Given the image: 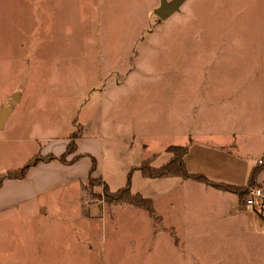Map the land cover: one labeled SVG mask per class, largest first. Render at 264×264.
<instances>
[{
  "label": "rangeland",
  "instance_id": "1",
  "mask_svg": "<svg viewBox=\"0 0 264 264\" xmlns=\"http://www.w3.org/2000/svg\"><path fill=\"white\" fill-rule=\"evenodd\" d=\"M160 4L0 0V105L25 93L0 133V264H264V203L247 207L249 191L240 202L186 179L149 211L85 187L93 159L119 187L143 155L162 165L169 145L193 138L191 172L246 187L260 166L250 189L264 192V0H186L167 19ZM75 134L74 163L5 177L37 154L61 157ZM234 134L241 155L226 168L199 153ZM133 135L135 149L115 145ZM159 180L154 196L175 182ZM247 212L249 230L235 234Z\"/></svg>",
  "mask_w": 264,
  "mask_h": 264
},
{
  "label": "trees",
  "instance_id": "2",
  "mask_svg": "<svg viewBox=\"0 0 264 264\" xmlns=\"http://www.w3.org/2000/svg\"><path fill=\"white\" fill-rule=\"evenodd\" d=\"M78 134H75L72 140L68 145V149L65 153L62 154L61 157L54 156L53 154L42 156L37 154L33 156L24 166L18 169H10L5 177L11 178H22L25 177L27 170L29 167L36 165L43 161H51L52 159H60L62 162L71 164L77 161L80 155H75L73 159H68L67 157L70 153L75 152L77 150L76 137ZM190 150L189 145H170L167 148V152L171 155L170 159L163 163L160 166H156L153 164L152 158H148L143 160L140 165L134 166L128 173V180L126 185L118 188L117 190H112L108 183L103 179L102 176H94L93 172L96 168V159H93V167L92 171L88 177V182L86 184V188L88 185H103V195L107 201L111 202H129L135 205L146 208L149 211L154 210V201L150 197H146L140 192H134L132 189V179L133 173L135 170H140L144 177L157 179V178H165L172 176H180L183 179H194L196 181L204 182L210 185H214L216 188L230 191L238 195L239 201H244L245 197L250 189V186L257 184L258 174L261 171V167L257 166L253 169L248 185L244 187L243 185L232 184L228 182H216L209 178L207 175L203 173L191 172L188 169L186 163V156L188 155ZM263 215V214H262Z\"/></svg>",
  "mask_w": 264,
  "mask_h": 264
},
{
  "label": "crops",
  "instance_id": "3",
  "mask_svg": "<svg viewBox=\"0 0 264 264\" xmlns=\"http://www.w3.org/2000/svg\"><path fill=\"white\" fill-rule=\"evenodd\" d=\"M16 94H18L20 96L19 99L15 98V100H13V102H10V103H7V104L4 103V104L0 105V133L4 132L9 125H11V128H12V125H13L12 121L17 118L16 117L17 105H18V103H21L23 101V99L25 97V93L23 91H16L15 95ZM106 140H108V143L111 142L110 138L105 139V141ZM191 140H192V143L190 142V150H189L188 155L186 156V163H187L188 168H190L189 161H190L191 153L194 152V150H196V145H197L196 144L197 141H194L193 138H191ZM236 140H237V137L234 134V136L232 137V140H231L230 143H226V142L212 143L210 141H207V142L198 144L197 147H198V149L201 148L199 153H201L204 157H206L208 155H220V156H222L223 158H222V160L220 162H218V165L221 167V169H224V168H226L225 166H228L231 163H234L235 160L237 159V156L241 155V154L238 153L239 146L236 143ZM115 141H116L115 145H118L120 148L124 149L125 151H126V149L127 150H130L132 148L135 149L133 147V145H130V143L132 142L134 144V143L137 142L135 135L128 136L127 138H125L122 141H120L118 139H116ZM138 145H140V148L144 149L147 146V143L146 142H142L141 140H139L138 141ZM171 145H173V144H171ZM176 145H181V144H176ZM188 145H189V143H188ZM126 153H127V151H126ZM170 156H166L165 162H167L170 159ZM149 157L146 156V155H143L142 157H140V159L138 161H134V163L129 166V169L130 168L132 169L134 166L140 165V163L143 160L148 159ZM159 165H156V166H159ZM240 165H241V169H244V168H245V170L249 169L246 162L241 163ZM129 169L128 170H126V168L122 169L121 170L122 171V175L124 174V172H128V171L131 170V169L130 170ZM128 173H127V179H128ZM197 173H202V172H197ZM203 174L207 175L209 178H211L212 180H214L216 182H227L225 179H222L221 177H214V176H212L211 174H209L207 172H204ZM93 175L94 176H102L103 179L108 183V185L110 186V188L112 190H117L118 188L124 186V185H122V186H119V187H115L112 184V182H111V180L109 178L104 177L102 175V173L99 174L98 171L94 172ZM172 178L175 179V182L173 180H171V181H167L166 180L167 181V185L166 186L169 188V186L171 185V189H170L169 192L167 191V192H164V193L159 194L157 196H154V195L149 193L150 192V188L153 187V185H152L153 182L154 183H159L160 182L159 179H172ZM185 180L186 179H183L180 176H172V177L151 179V178L144 177L140 170H135L134 173H133L132 189H133L134 192H140L143 195H145L146 197L152 198L154 203H155V200H158L159 197H164L167 194H171L174 191V186H175L176 183L183 184ZM249 180H248V182H249ZM229 182H231V180ZM210 186L216 188L214 185H210ZM216 189H219V188H216ZM219 190H222V189H219ZM224 191H226V190H224ZM234 195L237 196V198H238L237 194L234 193ZM43 211H44V208H43ZM229 212L231 213V215H233L232 214L233 213V209L232 208H231V211H229ZM235 218H236V220H241L242 221V223H240L238 226H234L233 229L235 231V234L247 233V231L249 230V227H247V225L254 218L253 214L247 212L246 213V217H244V220L240 216V214L236 215ZM259 223L261 224L260 221H259ZM262 224H264V221H262Z\"/></svg>",
  "mask_w": 264,
  "mask_h": 264
},
{
  "label": "water",
  "instance_id": "4",
  "mask_svg": "<svg viewBox=\"0 0 264 264\" xmlns=\"http://www.w3.org/2000/svg\"><path fill=\"white\" fill-rule=\"evenodd\" d=\"M186 0H161V4L154 10L155 14L162 19H167L179 11Z\"/></svg>",
  "mask_w": 264,
  "mask_h": 264
},
{
  "label": "built area",
  "instance_id": "5",
  "mask_svg": "<svg viewBox=\"0 0 264 264\" xmlns=\"http://www.w3.org/2000/svg\"><path fill=\"white\" fill-rule=\"evenodd\" d=\"M264 203V192L259 187H253L249 190V195L245 200L247 207L253 209L254 207H263Z\"/></svg>",
  "mask_w": 264,
  "mask_h": 264
}]
</instances>
